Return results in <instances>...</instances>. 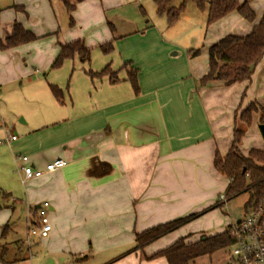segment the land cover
<instances>
[{
  "label": "crops",
  "instance_id": "crops-1",
  "mask_svg": "<svg viewBox=\"0 0 264 264\" xmlns=\"http://www.w3.org/2000/svg\"><path fill=\"white\" fill-rule=\"evenodd\" d=\"M131 1L84 0L71 14L73 24L61 0H9L0 9V41L16 22L38 37L0 48L3 135H18L4 143L2 156L9 163L15 158L19 172L11 175L16 180L25 163L42 169L65 161L61 169L25 184V199L14 185L0 184V245L5 250L0 264H121L133 256L128 264H144L142 253L156 258L180 231L199 228L197 223L211 212L143 249L136 247L137 233L198 213L227 189L229 178L216 168L215 156L231 149L243 110L251 103L264 107V57L250 80L208 86L199 82L209 71V48L226 35L251 33L263 17L264 4L250 3L256 14L252 22L233 11L209 25L212 30L232 28L214 33L202 58L190 56L182 64L172 58L178 51L171 52L170 60L167 52L174 47L149 19L140 23L129 14L126 5ZM156 15L163 16L157 7ZM76 40L91 49L90 62L76 56L52 68L61 45ZM109 43L112 48L103 51L101 45ZM106 66L113 74L87 73ZM56 69L67 73L65 85L57 72L45 77ZM134 73L138 89L130 81ZM50 84L63 90L62 102ZM257 118L262 124L260 114L253 113L254 123ZM45 201L50 203L52 231L37 242L30 231ZM22 202L27 204V238L12 240L14 251L8 238L18 235L12 218ZM5 224L9 227L3 232ZM171 235L173 242L161 243ZM18 242L27 246L26 252ZM127 245L132 247L122 249Z\"/></svg>",
  "mask_w": 264,
  "mask_h": 264
},
{
  "label": "trees",
  "instance_id": "trees-1",
  "mask_svg": "<svg viewBox=\"0 0 264 264\" xmlns=\"http://www.w3.org/2000/svg\"><path fill=\"white\" fill-rule=\"evenodd\" d=\"M61 1L70 14V23L73 24L71 14L76 9L77 3L84 0ZM173 1L174 0H154L157 13L166 15L169 25H174L178 21L188 0H183L178 7H169ZM192 1L200 10H206V0ZM233 11H238L250 22L254 21L256 18V14L249 0L243 2L239 0H210L208 5L207 24L211 25ZM112 29H114L113 26ZM36 39H38V37L32 31L27 30L22 24L16 22L13 24L11 34L0 41V48H12ZM101 48L103 51L107 52L112 48V44H103ZM194 54L196 55L197 52H194ZM76 56H78L83 63L90 62L91 60V49L86 47L83 40L62 44L51 67L59 68L66 60L73 59ZM263 57L264 14L261 21L253 27V30L248 35L238 36L229 34L209 48V71L200 79L199 83L201 86H208L213 82L232 85L237 82L250 80L256 66L262 61ZM87 73L91 77H103L107 74H113L109 66H106L100 71L88 70ZM130 81L134 88L138 89L136 73L131 75ZM49 86L54 97L62 102L63 90L55 84H50ZM253 113H259L260 122L264 123V107L260 106L258 103H251L243 110L238 120H236L234 140L231 149L225 155H221L217 152L215 156L216 168L229 178V184L225 191L227 201L244 191L252 189L259 195L262 190L264 180V151L253 149L246 156L240 150V143L245 133L244 127L251 124ZM247 174L249 176L248 180L246 179ZM1 194L2 192H0V195ZM217 205H219V203L215 204V206ZM199 216V213L189 214L137 233L136 247L143 249L158 238L177 230ZM8 227L9 226L6 225L3 232H5ZM185 239L186 236L180 237L171 246L156 253L155 257L165 256L169 264H188L189 260L199 255L212 254L219 250L230 248L233 245V240L226 230L201 239L195 243L186 242ZM4 255L5 250L0 245V260H3Z\"/></svg>",
  "mask_w": 264,
  "mask_h": 264
},
{
  "label": "rangeland",
  "instance_id": "rangeland-1",
  "mask_svg": "<svg viewBox=\"0 0 264 264\" xmlns=\"http://www.w3.org/2000/svg\"><path fill=\"white\" fill-rule=\"evenodd\" d=\"M8 1L9 0H0V9L5 7L4 5H6V2ZM182 1L183 0H174L169 5V7H178L182 3ZM209 1L210 0H206V4H207L206 10H200L192 0H188L184 11L182 12L180 18L174 25L168 24L166 15L163 16L156 15V5L154 3V0H132L130 4L126 5V9L129 11V14L135 17V19L139 20L140 23L141 22L145 23V20L149 19V21L152 22V24H154L156 28L160 31L162 39L174 47L172 50L167 52V55L170 56V60H172L171 52L178 51L179 54L177 56H173L172 58H175V61L177 63L184 64V61L187 60L190 56L198 59L202 58L200 57L202 56L201 52L204 50V48H207V46L211 43V41L214 40L213 39V36L215 35L214 33L221 31L223 33L224 32L228 33L232 28L229 27V25H228L229 28L227 29L223 28L222 30L218 27H216L215 30H212L209 27V25L207 24ZM243 1L244 0H242V2ZM249 3H251V5L254 7V5L259 6L261 5V3L264 4V0H250ZM143 11H145L146 15H143ZM153 40L154 39H149V41H153ZM198 50H200L199 53L195 55L194 52ZM54 72L55 73L57 72L59 74V79L64 83V85L69 81L68 77L66 76L67 73H65L63 69H56V71H52L51 75L46 74L45 77L49 79L54 74ZM41 76L44 77V74L41 73ZM257 121L258 118L255 120L256 123L252 121L251 124L246 125L244 127L245 133L240 143V150L246 156L253 149L264 151V135L260 128L261 124L257 123ZM2 123H3V119L0 116V139L5 138V135H3L4 134L3 128L5 124ZM17 126L20 127L22 125L17 124ZM18 133L19 135H21L20 132ZM5 144L4 143L0 144V184L8 183L6 185H10V184L14 185L17 189L18 195L21 198L25 199L26 198L25 186H24L25 184L22 183L21 178L18 177V179L16 180V178L11 175V171H15L17 174L19 172L17 164L14 163L15 158L12 157V163L11 162L9 163L8 157L2 156L3 148ZM246 179L248 180L247 177ZM224 194L225 191L222 192L221 194L219 193L216 194L215 197L212 199L213 203L212 202L209 203L208 205L205 206L204 209L198 212L200 214L199 217H201L206 213L211 212V214L208 217L199 221L200 223H197L200 224L199 228L194 229L192 226L185 227V225L188 224L186 223L185 225H183L185 228L179 232L180 233L179 236H176L175 239L177 240L180 237L186 236L185 239L186 242L195 243L201 239H204L206 237L221 232L223 229H226V227L231 222H235L236 220L244 218L247 215V213H249V211L251 210V206L253 205L257 196L255 190L251 189L249 191H244L238 195H235L231 199H228L227 202H224V200L220 199V196ZM217 203H219V205L215 206V204ZM17 205H18L17 210L14 213L12 222L14 221L13 224H15V228L17 227L16 230L18 231V235L14 233L11 234L8 238V241L12 246L11 248L14 251H15L14 246H16V243L12 240L15 239L19 241V239L26 240L27 238L26 237L27 204L26 202H22ZM174 236L171 235L166 237L163 241H161V243L168 241L173 242V240H175L173 239ZM12 242L14 244H12ZM18 243H19V247L22 248L24 252H26L28 249L27 246L22 245V243L20 242ZM127 244L129 245V243ZM128 245L127 248L126 246H123L122 249L128 250L132 247ZM231 248L232 246L230 248L219 250L218 252L212 254L199 255L189 260L188 264H224L228 261L230 257L229 255L231 253ZM133 258L135 257L133 256L129 260H133ZM141 258H143L144 261L146 262L144 264H168L165 257L146 259L144 253H142ZM129 260L127 259V261H125L124 258L121 264H128Z\"/></svg>",
  "mask_w": 264,
  "mask_h": 264
},
{
  "label": "built area",
  "instance_id": "built-area-1",
  "mask_svg": "<svg viewBox=\"0 0 264 264\" xmlns=\"http://www.w3.org/2000/svg\"><path fill=\"white\" fill-rule=\"evenodd\" d=\"M17 138L16 133H9L6 139H0V144L6 141H14ZM19 159L27 161V156H20ZM64 166L65 161L62 159L50 162L42 169L25 163L20 167L22 171L21 181L23 184H27L35 178L53 173ZM246 177L249 178L248 174ZM220 199L227 202L225 194L221 195ZM49 209L50 203L48 201L40 204L37 209L38 223L30 231L37 242H42L52 231ZM225 230L232 238L233 245L230 257L224 264H264V180L261 193L256 196L249 213L244 218L231 222ZM28 244L30 245L31 242L28 241Z\"/></svg>",
  "mask_w": 264,
  "mask_h": 264
},
{
  "label": "water",
  "instance_id": "water-1",
  "mask_svg": "<svg viewBox=\"0 0 264 264\" xmlns=\"http://www.w3.org/2000/svg\"><path fill=\"white\" fill-rule=\"evenodd\" d=\"M176 53H177V52H174L173 55H176ZM260 128H261V131H262V133H263V135H264V123H262V124L260 125Z\"/></svg>",
  "mask_w": 264,
  "mask_h": 264
}]
</instances>
